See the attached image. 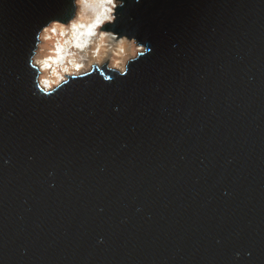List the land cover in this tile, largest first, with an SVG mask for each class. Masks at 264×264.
Returning <instances> with one entry per match:
<instances>
[{
    "label": "water",
    "instance_id": "obj_1",
    "mask_svg": "<svg viewBox=\"0 0 264 264\" xmlns=\"http://www.w3.org/2000/svg\"><path fill=\"white\" fill-rule=\"evenodd\" d=\"M59 10L0 0V261L264 264V0H150L125 77L36 96Z\"/></svg>",
    "mask_w": 264,
    "mask_h": 264
},
{
    "label": "clouds",
    "instance_id": "obj_2",
    "mask_svg": "<svg viewBox=\"0 0 264 264\" xmlns=\"http://www.w3.org/2000/svg\"><path fill=\"white\" fill-rule=\"evenodd\" d=\"M149 2L60 0V10L31 36L27 66L32 94L52 96L71 81L94 74L108 83L125 77L130 65L152 49L147 41L137 39L135 31L118 28L117 22L124 20L127 10L145 7ZM127 18L132 19L130 15ZM97 243H103V237ZM235 256L239 258L240 253Z\"/></svg>",
    "mask_w": 264,
    "mask_h": 264
}]
</instances>
